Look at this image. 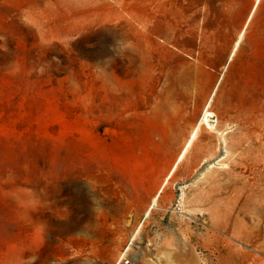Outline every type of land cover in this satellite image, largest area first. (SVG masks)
<instances>
[{"label":"rangeland","instance_id":"374dc122","mask_svg":"<svg viewBox=\"0 0 264 264\" xmlns=\"http://www.w3.org/2000/svg\"><path fill=\"white\" fill-rule=\"evenodd\" d=\"M78 1L81 13L74 14ZM253 3L0 0V264H117L139 223L125 264H139V255L155 247L176 254L186 248L200 264H236L235 255L240 264H264V146L242 154L227 113L233 88L264 91V44H257L264 34V0L249 30L254 45L245 47V59L225 68ZM66 9L67 22L80 30L63 33ZM237 10L239 22L230 18ZM169 31L171 54L163 53L162 65L201 70L209 81L204 103L187 123L181 102L171 128L149 123L145 111L132 126L136 140L104 144L100 137L108 127L97 125V55L113 45L115 34H144L146 50L153 48L148 37L158 44ZM122 70L117 76L126 82ZM151 86L146 102L161 101L160 87ZM212 97L213 112L227 130L225 144L203 126L146 217ZM239 105L250 108L249 102ZM79 176L109 202L94 214L107 216L95 236L73 231L93 222L90 193L64 190ZM107 208L118 210L117 219Z\"/></svg>","mask_w":264,"mask_h":264},{"label":"bare ground","instance_id":"6f19581e","mask_svg":"<svg viewBox=\"0 0 264 264\" xmlns=\"http://www.w3.org/2000/svg\"><path fill=\"white\" fill-rule=\"evenodd\" d=\"M79 2L81 1L76 2L77 7L74 9L77 10L73 11L74 14L81 13L79 6L83 2ZM262 2L263 0H254L253 6L227 58L225 68L233 62L245 59V56L243 57L245 47L254 45L250 42L249 30L257 19V12ZM61 5L65 7L66 2H63ZM226 6L228 7V4ZM238 12L239 10L232 13L235 16H230L232 21L236 18L239 22L240 15H238ZM69 13L70 10L66 9V14L62 17L64 25L61 28L63 33L69 32L71 28L77 30L81 28L79 24L75 26V24L72 25L67 22ZM227 19L230 21L229 17ZM59 23V20L52 22L55 25ZM90 26L94 27L95 23L93 22ZM169 30L172 31V27ZM170 35H167L165 39H159L161 42H158V44H155V41L151 37H148L147 41L153 45V48L144 50L143 40L146 38L144 34L139 32L115 34L111 36L113 45L109 49H102L101 53L97 55V125L98 128H102L103 126L108 127L100 137L104 144L109 146L119 143L128 145L131 141L136 140L137 135L132 126L141 121L142 117H145V111L147 112V121L149 123L154 125L164 124L170 127L169 123L176 116L181 102L183 119L187 123L191 116L204 103L206 92L209 88V81L203 78L201 70L193 72L192 66L180 69L174 63L162 65L161 59L163 53L167 51V53L171 54L167 50V46H170L173 40L171 32ZM259 37L257 44H264V34H260ZM123 67H125V73L129 78L126 82H123L117 76V73L123 72ZM149 85H152L153 90L160 87L161 101L156 102L151 100L149 103L146 102L144 95ZM212 95L214 94L212 93ZM236 99H240L241 101L238 104L234 103ZM241 102H249L250 108L246 109L242 107L239 105ZM227 113L230 115L229 123L235 125V132L238 135L236 147L242 154L251 152L255 147L264 146V91L259 93L254 86L250 87L247 85L233 88L229 92ZM201 115L200 122L191 129L175 164L165 179L163 186L154 197L151 208L145 212L146 217L156 207L162 190L167 185L178 164L195 146V142L198 140L203 126L208 132L219 135L222 143L225 144L224 136L227 135V130L219 125L217 115L213 112V97L208 98L205 102ZM214 119L216 121L213 122ZM174 131L178 132L179 128ZM64 190L67 193L77 190L78 196H81L85 191L90 193L94 201L91 204L93 222H90L87 226L77 225L73 228V231L87 236H95L97 224H100V219L105 220L107 216L99 213L97 218L94 217V214L98 208L104 205L103 203H106V200L98 199L92 183L85 180L82 176L74 179L73 186L66 185ZM121 202L122 200L120 199L117 205L121 206ZM106 204L109 205V202ZM107 210L110 215H113L112 218L110 216L108 218L115 220L116 217L114 216H117L118 210L114 208H107ZM120 216L124 218L125 214H121ZM141 228L142 223H139L132 233L129 247L125 252L120 253L117 264L126 263V258L134 250V242L139 237ZM216 229L218 232H221L220 229ZM234 260H236V264H240L241 262L238 255H235ZM128 264L130 263L128 262ZM139 264H200V262L193 251L186 248L182 249L179 254H176L169 248L155 247L153 251L145 250V252L139 255ZM220 264L227 263L223 260Z\"/></svg>","mask_w":264,"mask_h":264},{"label":"built area","instance_id":"2783aa9c","mask_svg":"<svg viewBox=\"0 0 264 264\" xmlns=\"http://www.w3.org/2000/svg\"><path fill=\"white\" fill-rule=\"evenodd\" d=\"M128 264V263H127Z\"/></svg>","mask_w":264,"mask_h":264}]
</instances>
